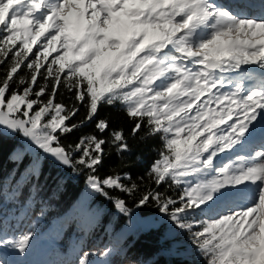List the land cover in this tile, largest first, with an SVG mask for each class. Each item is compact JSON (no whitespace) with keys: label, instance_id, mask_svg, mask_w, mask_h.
Segmentation results:
<instances>
[{"label":"snow or ice","instance_id":"obj_1","mask_svg":"<svg viewBox=\"0 0 264 264\" xmlns=\"http://www.w3.org/2000/svg\"><path fill=\"white\" fill-rule=\"evenodd\" d=\"M0 32V64L9 53L12 59L0 81V135L19 134L28 142L13 155L21 162L25 154L33 156L26 168L30 175L40 172L37 149L73 171L77 166L94 171L102 160L106 141L94 135L81 138L75 160L59 143L58 132L76 127L65 124L76 110L54 103L59 84L75 88L79 101L88 98L86 119L100 103L119 101L129 117L138 118L133 135L145 118L150 134H161L163 149L150 170L158 186L167 179L179 185L197 177L179 201L147 193L136 206L155 200L176 227L191 232L207 264H264V144L251 155L215 163L220 153L243 146L257 117L264 115V0H237L234 8L215 0H0ZM36 45L35 59L26 65L30 80L18 82L27 86L22 93L11 90L14 75ZM52 53L60 54L41 73V58L48 61ZM247 65L261 70L259 82L244 87L245 79H253L249 73L231 91L219 90L224 81L217 72L240 74ZM38 75L53 81L46 103L40 98L47 86L33 88ZM96 128L105 131L107 122L98 121ZM112 138L118 152L128 150L121 131ZM121 179L90 174L86 183L105 197L106 188L132 194L135 185L127 187ZM238 198L249 202L239 206ZM113 202L120 213H130L124 200ZM189 210L207 214L198 230L183 222ZM29 236L4 244L23 254ZM87 255L79 264H88Z\"/></svg>","mask_w":264,"mask_h":264},{"label":"trees","instance_id":"obj_2","mask_svg":"<svg viewBox=\"0 0 264 264\" xmlns=\"http://www.w3.org/2000/svg\"><path fill=\"white\" fill-rule=\"evenodd\" d=\"M3 35L4 33L0 32V38ZM38 47L39 45L33 46V53L29 54L28 60H25L21 69L14 75L11 90L22 93L23 88L27 86L19 85L18 82L21 77L30 80L31 70L26 65L35 59L34 53ZM59 54L52 53L48 61L41 58L44 65L41 73L46 72L47 64ZM11 63L9 53V58L0 64V81L6 76ZM56 67L53 65L54 69ZM66 72L67 70L62 74V78ZM52 83L51 78L45 79L44 75H38L34 90L39 91L40 86H47L40 98L41 103L47 102ZM76 92L75 88L69 90L63 83L57 87L54 103L62 104L66 110H76L75 115L65 121L70 128L72 125L76 127L62 135L58 132L59 143L73 154L75 160L81 155V152L76 150V145L82 137L94 135L103 139L106 143L102 145L101 162L94 166V171L83 166H77V171H73L36 151L42 162L39 175L32 176L26 171L33 160L32 155L25 154L22 162L14 159V149H19L20 146L18 134L0 135V228L11 233L16 231L18 235L30 233L28 253H31L39 240L54 246H51L49 253L41 255L31 264L66 263L71 247L73 264H79L85 253L88 254V264H207L205 257L192 242L191 232L181 229L178 236V232L167 221L169 218L166 215L157 220L155 227L118 235L126 216L115 208L114 199L124 200L134 215H152L153 219H156L160 210L155 200L150 198L145 205L136 206L142 196L147 193H159L163 198L179 201L180 194L188 184L195 182L192 176H189L184 178L187 183L177 185L167 179L158 186L150 170L160 158L159 153L163 149L161 134L151 135L145 118L141 128L133 135L132 129L138 118L129 117L125 106L119 101L112 105L100 103L96 114L91 119H86L88 98L83 102L79 101L76 99ZM30 98L36 97L33 95ZM100 120L107 122V128L103 132L96 128ZM114 131L122 132L128 146L127 151L118 152L117 147L113 145ZM90 174L98 179L118 174L125 186L135 185V190L128 194L119 189L106 188L108 197L93 192L87 205L96 209L98 215L93 220H87L86 217L80 220L72 203ZM6 216L12 218L4 220ZM202 219H207V214L200 210H189L187 215L183 216V222L192 223L193 230H198ZM188 239L191 242L190 247H185L181 242ZM108 249L112 250L109 255L101 257L100 253Z\"/></svg>","mask_w":264,"mask_h":264},{"label":"rangeland","instance_id":"obj_3","mask_svg":"<svg viewBox=\"0 0 264 264\" xmlns=\"http://www.w3.org/2000/svg\"><path fill=\"white\" fill-rule=\"evenodd\" d=\"M216 3L221 5L222 7L226 8H234L235 5L229 6L226 4V0H215ZM192 65H189L191 67ZM245 72L244 73H219L217 72V76H221L224 81V87L219 89L222 92H228L234 89L235 83L237 81H240L244 79V76L246 74H252L253 79L252 80H244V87H251L252 84L259 82L260 76H261V70L258 69L255 65H247L244 66ZM252 69V72H247L246 69ZM231 81V82H230ZM213 91H216L214 89ZM39 106H34L36 110H38ZM235 119V117H233ZM232 120H229L228 123H232ZM221 129H227V124L220 125ZM5 135H12V133L4 132ZM18 140L20 142L19 150H23L25 146L28 144L27 141L24 140L23 137H21L18 134ZM264 144V115L258 116L257 120L254 122V129L252 132V135L248 137V139L245 141L243 146H236L234 149H232L230 152L220 153L215 158V163L217 166H221L225 163H228L230 160H234L238 155H251L252 152L258 151L261 148V145ZM18 149H14V152H17ZM39 151L38 149L35 150ZM40 152V151H39ZM42 153V152H40ZM44 154V153H43ZM31 155V154H30ZM46 155V154H45ZM49 157V156H48ZM54 161L53 158L49 157ZM55 162V161H54ZM57 163V162H56ZM211 175H215V173H212ZM211 175L208 177H203L204 179H210ZM107 178V177H106ZM192 180L196 183L197 177L192 176ZM104 178L100 179L103 180ZM87 179L85 180L83 188L79 191L77 196L75 197L72 206L75 209L76 214L80 217V220H83L85 217L87 220H93L97 217L98 212L96 209L89 208L87 205L89 196L93 193L87 186L86 183ZM249 201L244 198H238V205L244 206ZM157 218L153 219L152 215H146L144 217H139L137 215H134L133 212L130 211V213L126 216V220L124 224L120 227L118 231V235L124 234L126 232L134 231V230H142L146 229L148 227H155L157 225V220L164 217L165 214L161 213L160 211L156 214ZM12 216H6L3 219H11ZM169 223L172 224L173 228L178 232V236H180L181 229L175 226L174 223L170 219L167 220ZM22 235L16 234V231L11 233L7 230H4L0 228V264H31L32 262L38 260L41 255H46L49 253L51 249V244L43 243L42 240L37 241L36 246L31 250V253H28V249L26 248L25 252L22 254L19 252V250L12 248L9 245L4 244L5 240H17ZM30 241V240H29ZM185 247H190V240L181 242ZM77 247V245H75ZM54 247V246H52ZM69 259L66 263L64 262H55L52 264H73V248L71 247L69 250Z\"/></svg>","mask_w":264,"mask_h":264},{"label":"bare ground","instance_id":"obj_4","mask_svg":"<svg viewBox=\"0 0 264 264\" xmlns=\"http://www.w3.org/2000/svg\"><path fill=\"white\" fill-rule=\"evenodd\" d=\"M257 2H259V0H257ZM236 3L237 0H226V4H228L229 6L236 5Z\"/></svg>","mask_w":264,"mask_h":264}]
</instances>
